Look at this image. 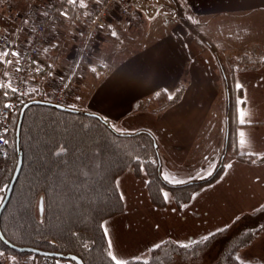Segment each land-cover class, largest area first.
Masks as SVG:
<instances>
[{
  "label": "crops",
  "instance_id": "0c3cea01",
  "mask_svg": "<svg viewBox=\"0 0 264 264\" xmlns=\"http://www.w3.org/2000/svg\"><path fill=\"white\" fill-rule=\"evenodd\" d=\"M9 1L12 10L0 6V30L12 39L18 53L32 32L34 19L16 14L26 8L29 0ZM89 1L72 2L76 6ZM132 2L137 7L139 0ZM181 6L222 54L239 50L264 56V0H181ZM73 10L64 9L51 39L40 47L39 61L33 63L41 69L40 76L34 68L28 70L35 77L33 98L51 90L57 73L68 62L79 35L72 22ZM158 16V11L151 17L144 13L138 24L108 19L68 105L100 114L118 130L152 132L161 154L162 175L171 182L182 183L198 179L207 168L216 166L222 149L220 136L225 131L227 92L212 49L178 15L167 22ZM0 61L6 63L4 77L10 84L16 55L3 58L0 54ZM233 74L235 86L240 84L243 91L242 97L236 98L237 149L264 153V63L236 68ZM179 85H183V92L178 101L158 110L134 108L156 89L164 88L173 94ZM241 139L244 144H240ZM146 183L145 174L136 175L131 169L116 179L124 206L121 212L105 218L102 226L111 256L120 262L145 256L165 239L190 243L219 230V223L227 220L231 210L239 206H250L252 210L262 204L264 162H245L230 153L221 173L197 189L180 208L168 190H164L166 204L155 206ZM230 207L234 208L229 211ZM232 214L228 220H232ZM251 243L252 255L243 260L264 264V231L248 245ZM0 264L46 263L29 254H7L6 258L0 257Z\"/></svg>",
  "mask_w": 264,
  "mask_h": 264
},
{
  "label": "trees",
  "instance_id": "16d2710c",
  "mask_svg": "<svg viewBox=\"0 0 264 264\" xmlns=\"http://www.w3.org/2000/svg\"><path fill=\"white\" fill-rule=\"evenodd\" d=\"M172 1L180 21L218 58L228 94V135L223 160L218 159L214 171L206 177L182 183L171 182L161 173L156 153L157 141L149 130H118L102 115L97 116L74 105L63 104L65 108H60L43 103L31 104L24 110L19 130L22 165L0 213V229L9 243L75 255L83 264H116L109 255L102 222L123 209V200L116 185V179L122 172L131 169L136 175L147 176V192L155 206L166 204L164 190L168 189L180 208L197 189L212 182L221 173L227 153L245 162H264V153H243L237 149L236 98L242 97L243 91L241 87L236 88L233 74L236 68H253L264 63V56L243 53L236 58L240 65L227 70L218 46L199 30L197 23L187 17L177 0ZM75 7L72 1L64 3L65 10H75ZM31 67L40 76L41 69L36 68L33 62L29 63ZM29 77L35 78L30 72ZM182 92L183 85H179L173 94L158 88L137 102L134 108L144 106L158 110L178 101ZM10 95L9 90L0 93V105ZM21 105L12 114L7 134L9 148L0 170V203L17 160L14 132ZM40 196L43 197L42 216L37 211ZM262 231L264 202L236 216L230 224L190 243L180 244L165 239L151 247L145 256L131 257L120 264H173L176 257L188 260L221 237L229 248L223 261L217 264H263L260 261H244L237 255L239 249L247 246ZM28 253L13 249L0 238L1 258L7 254L22 256ZM31 254L39 259L51 258L54 262L60 260L76 264L68 259Z\"/></svg>",
  "mask_w": 264,
  "mask_h": 264
},
{
  "label": "built area",
  "instance_id": "2783aa9c",
  "mask_svg": "<svg viewBox=\"0 0 264 264\" xmlns=\"http://www.w3.org/2000/svg\"><path fill=\"white\" fill-rule=\"evenodd\" d=\"M66 1L73 0H29L24 10L16 12L17 15L32 17L34 26L25 45L16 55L10 84L4 77L6 63L0 61V93H5L7 89L11 91L10 97L0 105V170L8 155L7 134L10 131L12 114L19 105L33 98L29 63L39 61V49L51 39ZM0 6L8 10L13 9L9 0H0ZM108 19H123L137 24L142 21L143 14L133 5L132 0H91L86 4L76 5L72 22L77 26L79 35L72 46L66 66L57 73L51 90L41 96L43 99L68 104ZM4 52L8 54L4 55ZM14 52L12 39L0 30V54L5 58ZM42 261L46 264H55L51 258H44ZM56 264L67 263L58 260Z\"/></svg>",
  "mask_w": 264,
  "mask_h": 264
},
{
  "label": "rangeland",
  "instance_id": "374dc122",
  "mask_svg": "<svg viewBox=\"0 0 264 264\" xmlns=\"http://www.w3.org/2000/svg\"><path fill=\"white\" fill-rule=\"evenodd\" d=\"M154 1H155V3L152 4L151 2L148 3L147 0H139V3L137 4L138 5L137 9L142 14L146 13V15L149 17H151L156 11H158V14H159L158 18H161L164 22L170 21L175 16H177V13H176V10L174 7V3L172 0H154ZM177 1L179 4H181V0H177ZM147 6H149V7L147 8ZM157 21H158V19H157ZM219 54L221 56L222 61L224 62L226 69L227 70L228 69L233 70L235 67L240 65L236 61V58L239 57V55L243 54V52L239 51V50H231V51H228L227 53L222 54L219 50ZM220 143H221L222 149L219 152V155H218L219 158L221 157V155L223 153L224 146H225V131L224 130L222 131V134L220 136ZM158 151L160 153L159 149H158ZM229 154L230 153H227L226 157ZM214 169H215V167H213V168L209 167L206 169L205 174H200V176H198V177H200V178L206 177L209 174H211L214 171ZM164 170H165V166H164ZM178 179H180L179 181H185V180H183L184 178H178ZM188 181H191V180H188ZM165 190H168V189H165ZM212 190H215V187ZM225 204H228V203L225 202ZM233 208L234 207H230L229 211ZM249 208H250V206H245V207L239 206V209L231 210L230 211L231 215H233L232 213H234L232 220L236 216L240 215L241 213L249 211ZM250 210H251V208H250ZM231 215L229 214V217ZM228 218H227V220H228ZM227 220L226 221L223 220V222L219 223V225H220L219 228H221L225 225H228L232 222V220H228V221ZM208 233H211V232H208ZM253 244L254 243H251L250 245L246 246V248L243 249L244 251H242V250L238 251L237 255L239 256V258H241L243 260V259H246V257L247 258L250 257V255H252V252H253V249H252L254 246ZM258 247L261 248V244L258 245ZM228 248H229V244L225 243L224 238L221 237L217 240V242L212 244L210 247L199 252V254L197 256L192 257L188 260H182L180 257H176L173 264H217V263L223 261L224 254ZM28 254L30 256L33 255L31 253H28ZM6 256H4V258H6Z\"/></svg>",
  "mask_w": 264,
  "mask_h": 264
},
{
  "label": "water",
  "instance_id": "95a60500",
  "mask_svg": "<svg viewBox=\"0 0 264 264\" xmlns=\"http://www.w3.org/2000/svg\"><path fill=\"white\" fill-rule=\"evenodd\" d=\"M176 13H177V11H176ZM226 92H227V90H226ZM227 102H228V94H227ZM35 103L50 104V105L58 106L60 108H65V106L63 104H59V103H56V102H53V101H50V100H46V99H43V98H32V99H29L26 102H24L21 105V107L19 108L18 120H17L16 126H15V132H14V134H15V148L17 150V160H16V164H15L14 170L12 172V176L10 178V181H9L8 185H7L4 198H3V200L0 203V213H1L2 209H3V207L5 206L7 200L10 197L13 185H14L17 177H18V174H19V171H20V168H21V165H22V151L19 148V130H20V124H21V120H22V117H23V113H24V110H25V108L27 106H29L31 104H35ZM89 113H93V114H95L97 116L100 115V114H97V113H94V112H89ZM227 135H228V120H227V116H225V140L227 138ZM156 153L158 155V163L161 166V158H160V154H159L158 148L156 149ZM225 153H226V148L224 146L223 153H222L221 157L219 158L221 161L223 160ZM37 211L40 214V216H42V213H43V197L42 196H40L38 201H37ZM0 238L6 244H8L10 247H12L13 249H15L17 251H25V252H30V253H34V254H39V255L48 256V257H54V258H59V259H68V260L74 261L76 264H83L82 260L79 257L75 256V255H62V254H59L57 252L45 251V250H41V249L30 247V246L20 247V246L13 245V244L9 243L4 238V236L2 235L1 229H0Z\"/></svg>",
  "mask_w": 264,
  "mask_h": 264
},
{
  "label": "snow or ice",
  "instance_id": "6c2138e0",
  "mask_svg": "<svg viewBox=\"0 0 264 264\" xmlns=\"http://www.w3.org/2000/svg\"><path fill=\"white\" fill-rule=\"evenodd\" d=\"M3 54L7 55L8 53L4 52ZM12 55H17V53L14 52V53H12ZM236 87L239 89L241 87V85L237 84ZM240 123L243 124L244 120L241 119ZM240 135L243 136L244 133H240ZM240 144H244V140L243 139L240 140ZM229 167H231V165H229ZM165 198L167 199V194H165ZM109 255H111V253H109ZM112 259L116 261V264H120V261L115 256H112Z\"/></svg>",
  "mask_w": 264,
  "mask_h": 264
}]
</instances>
